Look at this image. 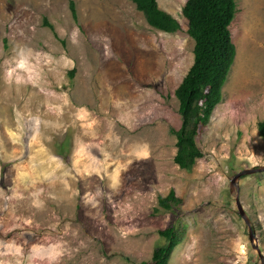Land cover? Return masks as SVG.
I'll use <instances>...</instances> for the list:
<instances>
[{
	"label": "rangeland",
	"instance_id": "1",
	"mask_svg": "<svg viewBox=\"0 0 264 264\" xmlns=\"http://www.w3.org/2000/svg\"><path fill=\"white\" fill-rule=\"evenodd\" d=\"M156 1L175 34L129 0H0V264H150L180 225L168 264H260L255 244L264 258V172L237 181L254 244L230 184L264 167V0L236 1L234 61L189 173L171 133L186 0ZM170 191L179 208L154 214Z\"/></svg>",
	"mask_w": 264,
	"mask_h": 264
},
{
	"label": "trees",
	"instance_id": "2",
	"mask_svg": "<svg viewBox=\"0 0 264 264\" xmlns=\"http://www.w3.org/2000/svg\"><path fill=\"white\" fill-rule=\"evenodd\" d=\"M135 9L143 14L146 24L165 34H175L179 23L159 9L156 0H129ZM238 0H186L182 17L187 22V35L193 41V60L186 75L174 91L181 119L179 130L171 131L176 139L173 163L186 172H191L202 153L196 146V138L208 124L215 107L221 102L222 88L227 80L235 57V46L231 41L230 26L237 12ZM74 21L77 15L74 2H69ZM50 31L53 27L44 23ZM75 70L69 75L73 76ZM261 138H264V122L258 124ZM182 201L170 191L165 197H158L154 214L178 209ZM185 226H171L158 235L162 244L151 256L150 264H168L172 252L182 242Z\"/></svg>",
	"mask_w": 264,
	"mask_h": 264
},
{
	"label": "water",
	"instance_id": "3",
	"mask_svg": "<svg viewBox=\"0 0 264 264\" xmlns=\"http://www.w3.org/2000/svg\"><path fill=\"white\" fill-rule=\"evenodd\" d=\"M260 172H264V167L262 169H250V170H243L240 173H237L233 176V178L230 181L231 187L236 191V196H235V207L237 209V215L241 218V220L244 222V224L247 226L248 231H249V240H250V244H254V235H253V230L250 226L249 220L247 219L245 212L240 204L239 198H238V183L237 181L241 178L244 177L246 175H250V174H254V173H260ZM253 248L255 249L257 256L260 260V264H264V258L258 248V246L255 244L253 246Z\"/></svg>",
	"mask_w": 264,
	"mask_h": 264
}]
</instances>
